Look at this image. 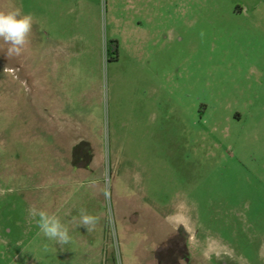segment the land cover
Returning <instances> with one entry per match:
<instances>
[{
  "label": "rangeland",
  "instance_id": "374dc122",
  "mask_svg": "<svg viewBox=\"0 0 264 264\" xmlns=\"http://www.w3.org/2000/svg\"><path fill=\"white\" fill-rule=\"evenodd\" d=\"M250 1L0 0L33 17L26 52L0 42V264L45 256L28 209L64 195L100 216L111 264H264Z\"/></svg>",
  "mask_w": 264,
  "mask_h": 264
},
{
  "label": "crops",
  "instance_id": "0c3cea01",
  "mask_svg": "<svg viewBox=\"0 0 264 264\" xmlns=\"http://www.w3.org/2000/svg\"><path fill=\"white\" fill-rule=\"evenodd\" d=\"M160 1V0H159ZM164 2V0H161ZM248 5H252L253 10L259 9V7H263L264 11V0H252L248 2ZM246 9V6H237L236 10L237 12L241 13L243 10ZM68 196V195H67ZM64 195V198H62V209H58L55 207L47 206L45 210L57 214L62 222L68 225L69 227V234L71 236V241L68 244L65 245H58L55 244L52 241H48L45 237H43L42 234L39 233L38 227L33 225V228L36 227V235L32 236L31 242H36L37 247H42L43 245L47 243L49 245V251L43 252L45 253V256H39V257H30L26 258L25 264H57L54 260V253L56 255L60 253L59 261L60 264H111L108 250L105 244V240L103 238V227H102V221L99 215H96L94 213V210L90 209H84L88 214L94 215L98 217V221L95 224L94 228L89 231L86 228L79 226V218H80V210L81 208H75L73 205L74 203H71V197H67ZM59 196L57 194H52V198H49L47 205H50L52 203L53 205L57 204V200ZM175 227V226H174ZM174 227L172 230H170V233L174 232ZM32 228V229H33ZM34 232V230H32ZM180 230L178 229V232ZM2 232L5 234H9L11 231L10 229H7L6 227L2 228ZM169 234V233H168ZM42 235V236H40ZM162 240L157 241V247L155 249L154 254V260L157 261L158 254L161 252V250L165 251L166 243H167V233L162 232ZM39 238V239H37ZM21 241H16L15 245H20ZM4 244L7 245L8 242L6 241L4 237ZM159 245V246H158ZM171 247V246H169ZM176 247V242L173 244V248ZM55 249V251L53 250ZM175 252V251H173ZM175 256V259L163 261L162 264H182V259H186V257H180ZM182 258V259H181Z\"/></svg>",
  "mask_w": 264,
  "mask_h": 264
},
{
  "label": "clouds",
  "instance_id": "9594fccd",
  "mask_svg": "<svg viewBox=\"0 0 264 264\" xmlns=\"http://www.w3.org/2000/svg\"><path fill=\"white\" fill-rule=\"evenodd\" d=\"M33 30V17L31 14H22L20 9L0 11V42L7 45V55H21L28 50ZM203 32L201 36L203 37ZM105 197L108 192L105 190ZM29 216L35 220L39 233L48 241L58 245H65L71 241L69 227L62 222L60 217L52 212L32 205L28 209ZM98 221V217L80 210L79 226L91 231ZM45 252L49 245H43Z\"/></svg>",
  "mask_w": 264,
  "mask_h": 264
},
{
  "label": "trees",
  "instance_id": "16d2710c",
  "mask_svg": "<svg viewBox=\"0 0 264 264\" xmlns=\"http://www.w3.org/2000/svg\"><path fill=\"white\" fill-rule=\"evenodd\" d=\"M111 44H114V43H110V47H112V45ZM114 48H116V44H114V46H113Z\"/></svg>",
  "mask_w": 264,
  "mask_h": 264
}]
</instances>
